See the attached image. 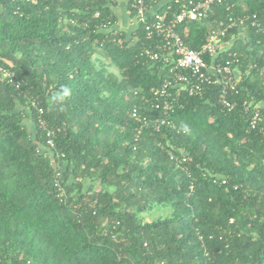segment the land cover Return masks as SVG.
<instances>
[{
    "label": "trees",
    "instance_id": "1",
    "mask_svg": "<svg viewBox=\"0 0 264 264\" xmlns=\"http://www.w3.org/2000/svg\"><path fill=\"white\" fill-rule=\"evenodd\" d=\"M227 1L264 24V0ZM167 6L169 16L179 8L165 0L157 10ZM214 7L179 30L192 49L222 16ZM122 8L0 0V69L11 74H0V264H264V114L255 129L247 123L254 108L264 113V34L249 27L228 49L243 72L227 97L233 109L219 104L217 85L200 96L171 87L164 113L153 90L167 67L137 57L145 23L120 28ZM25 91L43 107L44 125ZM133 106L167 123L136 137ZM168 150L187 160L176 165ZM157 207L169 212L146 220Z\"/></svg>",
    "mask_w": 264,
    "mask_h": 264
},
{
    "label": "built area",
    "instance_id": "2",
    "mask_svg": "<svg viewBox=\"0 0 264 264\" xmlns=\"http://www.w3.org/2000/svg\"><path fill=\"white\" fill-rule=\"evenodd\" d=\"M110 1L120 5L121 3L125 4L130 23L134 25L145 23L146 43H143L139 49L137 57L153 63L161 62L167 67L168 76L153 90L154 108H161L164 113L172 111L175 96L169 92L171 87L176 89V93L184 90L190 96H200L206 87L217 85L220 88L219 104L228 111L233 109L235 103L228 100L227 97L229 92L236 91L243 72L240 69L242 65L241 55L228 51L227 44L230 39L227 37H231L234 32H244L249 27L264 34V24L258 19L256 13L250 14L244 10L241 13H235L234 4L227 0H174L179 4V8L170 16L167 13L170 6H167L163 12L156 9L149 13L150 7L158 5L161 0ZM216 4L223 6L222 16L216 18L209 25L200 49H192L185 43L179 30H186V22L207 20L216 15L217 11L214 7ZM130 13L133 14V17L130 16ZM109 25L113 27L110 22L102 24L104 28ZM204 57H207L209 62ZM0 74L3 77L10 78L11 76V74L2 72L1 69ZM263 74L264 71L259 70L260 77ZM20 85V82L15 83L17 89ZM261 88L264 91V80L261 82ZM23 95L28 99L29 108L37 112L39 125H44L45 122L40 117L43 113V107L39 104V100L30 96L26 91ZM244 105H247V102H244ZM246 109L247 107H245ZM263 114L260 108H254L253 114L247 120L248 128L255 129L262 123ZM129 115L140 124L136 130V137L148 123H151V128L154 131H158L161 125L167 123L166 119L159 117L148 120L135 106L129 110ZM262 128L260 127L261 130ZM54 135L55 129L47 130V149L54 147ZM168 155L176 165H182L187 160L184 153L176 156L171 150H168ZM60 176L57 174L55 178L56 186L59 189L61 188Z\"/></svg>",
    "mask_w": 264,
    "mask_h": 264
},
{
    "label": "crops",
    "instance_id": "3",
    "mask_svg": "<svg viewBox=\"0 0 264 264\" xmlns=\"http://www.w3.org/2000/svg\"><path fill=\"white\" fill-rule=\"evenodd\" d=\"M165 3V0H163V1H161L158 5H154V6H151L150 7V9H149V13H152V12H154L156 9H157V7L158 6H161V5H163ZM121 5H123V8L125 9V4L124 3H121ZM122 8V9H123ZM120 11V10H119ZM121 14H122V19H123V21L121 20V24L120 25H118L120 28H125V29H127V30H129V31H131V29H132V26L134 25L133 23H130V21H129V18H128V16H127V13H126V11L125 12H122L121 11ZM243 33L244 32H239V33H237V36H234V35H232L231 37V39L228 41V48H230V47H232L233 46V44L235 43V39H236V37H237V39L238 38H243L244 37V35H243ZM245 34V33H244ZM235 37V38H234ZM26 125L28 126V128L30 129V130H34V126H33V124H32V122L29 120V119H27L26 121Z\"/></svg>",
    "mask_w": 264,
    "mask_h": 264
},
{
    "label": "rangeland",
    "instance_id": "4",
    "mask_svg": "<svg viewBox=\"0 0 264 264\" xmlns=\"http://www.w3.org/2000/svg\"><path fill=\"white\" fill-rule=\"evenodd\" d=\"M102 58L106 62H108V59L107 58H104V57H102ZM108 70L118 74V70L114 66H112V65H109L108 66ZM87 186H88V184H86V186H85L86 189H88ZM168 212H169V210L166 207H157V208H154V209L149 210L148 212L144 213L143 215H144V218L146 220H150V219L156 218L158 216L165 215Z\"/></svg>",
    "mask_w": 264,
    "mask_h": 264
},
{
    "label": "clouds",
    "instance_id": "5",
    "mask_svg": "<svg viewBox=\"0 0 264 264\" xmlns=\"http://www.w3.org/2000/svg\"><path fill=\"white\" fill-rule=\"evenodd\" d=\"M64 94H65V95H67V93H66V92H65Z\"/></svg>",
    "mask_w": 264,
    "mask_h": 264
}]
</instances>
